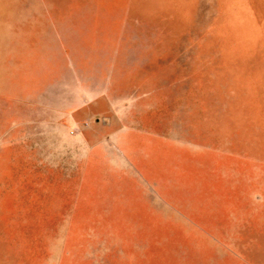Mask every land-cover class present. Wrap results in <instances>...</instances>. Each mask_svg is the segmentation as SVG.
<instances>
[{"label":"rangeland","instance_id":"rangeland-1","mask_svg":"<svg viewBox=\"0 0 264 264\" xmlns=\"http://www.w3.org/2000/svg\"><path fill=\"white\" fill-rule=\"evenodd\" d=\"M0 264H264V0H0Z\"/></svg>","mask_w":264,"mask_h":264}]
</instances>
